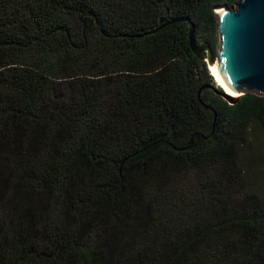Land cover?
I'll return each mask as SVG.
<instances>
[{"label": "trees", "instance_id": "1", "mask_svg": "<svg viewBox=\"0 0 264 264\" xmlns=\"http://www.w3.org/2000/svg\"><path fill=\"white\" fill-rule=\"evenodd\" d=\"M233 3L0 0V264H264V95L148 33L213 46Z\"/></svg>", "mask_w": 264, "mask_h": 264}, {"label": "water", "instance_id": "2", "mask_svg": "<svg viewBox=\"0 0 264 264\" xmlns=\"http://www.w3.org/2000/svg\"><path fill=\"white\" fill-rule=\"evenodd\" d=\"M236 3V8L219 7L221 11L217 13V18L220 45L217 59L209 42L198 41L196 26L188 16L162 17L160 25L148 31L152 33L167 25L188 21L191 28L190 50L201 58L206 54L208 65L216 63L223 82L237 92L238 96L232 98L215 84H210L209 87L231 104L237 103L245 93L264 95V0H237ZM216 123L217 114L214 112V124Z\"/></svg>", "mask_w": 264, "mask_h": 264}, {"label": "rangeland", "instance_id": "3", "mask_svg": "<svg viewBox=\"0 0 264 264\" xmlns=\"http://www.w3.org/2000/svg\"><path fill=\"white\" fill-rule=\"evenodd\" d=\"M224 6H226V5H221L220 7H224ZM229 7L236 8L237 7V3H233ZM218 10L219 9L217 7L215 9L216 15H217V13H219ZM199 42L200 43H204V42H209V41L207 39H201ZM213 43H214V45L211 46V47L213 49L214 57H215V59H217L219 45H220V35L218 33V29H217L216 33L214 34V36H213ZM203 55H204L203 57H205V60L207 61L208 58H207L206 54H203ZM206 64H207V62H206ZM207 68H208L209 73L213 75L214 72H213L211 66L207 64ZM213 81H214V84L216 86L217 85L220 86L219 83L217 82L215 76L213 77ZM211 89L214 90L213 88H211ZM215 93H216V91H215ZM218 96H220V95H218ZM250 144L253 145V148L256 147V153L259 154V157L256 158V163L261 168V171L264 172V130L262 129L261 126H259V124H254V122L251 125V129L248 131V140L245 142L246 146L250 145ZM261 176L264 177V173H262ZM254 183H256V184H255V186L253 185L251 189L254 190V191L260 192L261 194H264V184H260L259 183V179H256V181H254Z\"/></svg>", "mask_w": 264, "mask_h": 264}, {"label": "bare ground", "instance_id": "4", "mask_svg": "<svg viewBox=\"0 0 264 264\" xmlns=\"http://www.w3.org/2000/svg\"><path fill=\"white\" fill-rule=\"evenodd\" d=\"M218 9H219V7H218ZM218 11L220 12L221 9H219ZM209 65L211 66V68H212V70H213V72H214L213 74H214V76H215L217 82H218L219 85H220V86H218V85H217V86H218L219 88H223L226 92H228V93H227L228 95L232 96V98H236V97L238 96V93L235 92V91H232V89L229 88V87L223 82V80H222V78H221V75H220L219 72H218L217 64L214 63V64H209Z\"/></svg>", "mask_w": 264, "mask_h": 264}]
</instances>
